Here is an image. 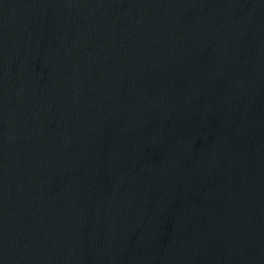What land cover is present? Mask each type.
<instances>
[{
    "label": "water",
    "instance_id": "1",
    "mask_svg": "<svg viewBox=\"0 0 264 264\" xmlns=\"http://www.w3.org/2000/svg\"><path fill=\"white\" fill-rule=\"evenodd\" d=\"M0 264H264V0H0Z\"/></svg>",
    "mask_w": 264,
    "mask_h": 264
}]
</instances>
